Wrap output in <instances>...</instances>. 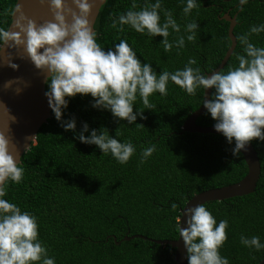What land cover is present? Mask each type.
I'll use <instances>...</instances> for the list:
<instances>
[{"label": "trees", "instance_id": "1", "mask_svg": "<svg viewBox=\"0 0 264 264\" xmlns=\"http://www.w3.org/2000/svg\"><path fill=\"white\" fill-rule=\"evenodd\" d=\"M14 3L0 0V13ZM237 3L200 0V6L184 17L178 0H164V7L171 9L181 24L182 33L188 20L195 19L199 25L194 41L186 40L183 49L173 48L167 53L159 44L160 35L150 39L127 26L123 32L110 27L112 17L130 7L131 0H105L94 26L102 46L107 48L125 39L158 74L160 69L182 68L190 56L196 58L202 72H209L230 45L229 23L220 16L236 13V44L220 69L227 71L229 64H236L235 53L242 52L237 37L249 25L264 23V0H249L242 10ZM141 4L143 0H138V7ZM10 20V16L0 15V26L7 27ZM176 35L172 33L169 39ZM250 40L264 46V32L253 34ZM202 94L203 89H198L196 96H190L169 82L167 95L155 93L149 97L156 105L154 109H143L137 99L133 110L143 109V118L137 116L132 125L117 120L109 110L93 108L90 94H77L68 98L62 113L65 121L75 118V132L65 130L51 111L20 157L25 169L23 182L10 185L7 198L38 217L39 237L48 246L49 255L56 257V264H175L174 248L149 238L175 239L180 210L192 195L233 183L247 171L242 154L234 156L233 145L221 133L181 131L185 118L201 105ZM82 122L88 123L89 132L92 128L99 132L103 127L115 135L118 130V139H131L136 153L126 164H119L95 144L77 139ZM196 123L211 126L215 120L205 110ZM150 144L156 145V151L141 164L140 151ZM251 144L260 162L254 190L204 203L217 221H229L228 239L220 252L230 264H256L264 255V249H249L239 241L241 233L257 235L264 241V141L253 139ZM172 203L177 205L175 210ZM133 234L146 238L123 239Z\"/></svg>", "mask_w": 264, "mask_h": 264}, {"label": "clouds", "instance_id": "2", "mask_svg": "<svg viewBox=\"0 0 264 264\" xmlns=\"http://www.w3.org/2000/svg\"><path fill=\"white\" fill-rule=\"evenodd\" d=\"M178 2L183 5L184 17L200 6V0ZM248 2L238 0L237 7L242 10ZM72 5L75 8L65 0H49L53 18L39 24L26 16L18 0L0 13L12 18L10 25L0 26V48L6 45L14 49L23 45L34 67L47 71L44 96L54 118L65 130L75 132L76 129L74 117L62 119L70 97L90 94L94 98L93 108L109 110L117 120L132 125L137 116L143 118V109L156 107L149 97L155 93L167 95L168 84L172 82L190 96H196L198 89L203 92L213 89L211 98L202 96L201 103L215 120L214 129L233 145L234 156L246 149L253 139L264 141V46L250 40L253 34L264 32V23L249 25L247 31L237 37L242 52L235 53L236 64H229L227 71H210L208 75L201 71L196 58L190 56L182 68L160 69L158 74L150 61L140 59L127 40L120 39L107 48L98 42L95 22L90 23L88 19L92 8L89 0H72ZM125 26L150 39L160 35L159 44L165 53L173 48L183 49L186 40L194 41L199 28L195 19L188 20L182 33L181 24L173 11L164 7V0H143L139 7L138 0H131V6L116 13L110 23L117 32L125 31ZM172 33L177 35L170 40ZM7 64L18 68L11 58ZM10 84L11 80L5 82L6 87ZM138 98L144 107L134 111ZM3 110L9 122L15 121L7 106L3 105ZM85 132H89V125L82 122L77 134L79 141L95 144L101 153L110 154L119 164H126L136 153L131 139H118L121 136L118 130L115 135H110L103 127L99 132L92 128L89 135ZM154 151L155 144L142 148L140 163ZM24 174L20 159H15L9 151V139L0 132V264H56V257L49 255L48 246L39 237L38 217L7 198L10 185L22 183ZM171 208L175 210L176 203H172ZM182 213L186 226L178 223L176 227L188 264H230L229 258L220 252L228 239L229 221H217L204 203L185 207ZM239 241L249 249H264V241L257 235L241 233Z\"/></svg>", "mask_w": 264, "mask_h": 264}, {"label": "water", "instance_id": "3", "mask_svg": "<svg viewBox=\"0 0 264 264\" xmlns=\"http://www.w3.org/2000/svg\"><path fill=\"white\" fill-rule=\"evenodd\" d=\"M104 1L89 0V3L92 4L88 17L90 23L95 22L99 8ZM18 2L22 5L26 16L34 19L38 24L44 20L53 18L49 8V0H18ZM65 2L75 8V5H72V0H65ZM220 18L225 19L229 23L227 34L230 39V45L218 65L210 71L220 70L224 66L236 44L233 34L236 13L230 15L228 12H225ZM11 22L12 18L9 25ZM11 30L16 29L12 28ZM9 58H11L13 63L18 65V68L13 69L7 64ZM210 71L205 73L210 75ZM46 75V70L34 67L27 57L23 45L17 46L14 49H8L6 45L0 48V103H2L0 104V132H3L9 139V151L17 160L20 159L22 153L34 142L39 127L51 115L47 97L44 96V92L46 91L44 79ZM9 80H11V84L6 87L5 82ZM17 89L20 91H17ZM210 92L211 88L205 89L202 96L205 99H210ZM3 105L7 106L11 114L16 117L15 121L9 122V117L4 113ZM205 110L201 103L182 122L181 131L220 133L214 129L213 125L202 126L196 123V118ZM241 154L247 167L245 175L233 183L201 190L192 195L180 210L178 223H181L182 227L186 226L184 223L185 217L182 215L185 207L211 200H222L232 196L243 195L254 190L260 174V162L251 142L246 146V149L241 150ZM134 236L146 238V236L141 234H133L124 236L123 239H129ZM149 239L160 244H169L174 248L173 259L175 264H187L186 249L182 238L179 237V230L175 239ZM256 264H264V255Z\"/></svg>", "mask_w": 264, "mask_h": 264}]
</instances>
